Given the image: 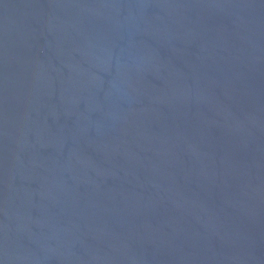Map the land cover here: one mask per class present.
Segmentation results:
<instances>
[{
	"label": "water",
	"instance_id": "95a60500",
	"mask_svg": "<svg viewBox=\"0 0 264 264\" xmlns=\"http://www.w3.org/2000/svg\"><path fill=\"white\" fill-rule=\"evenodd\" d=\"M0 264H264V0H0Z\"/></svg>",
	"mask_w": 264,
	"mask_h": 264
}]
</instances>
